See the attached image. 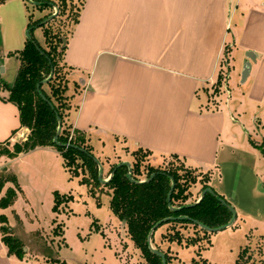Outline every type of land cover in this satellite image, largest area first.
Here are the masks:
<instances>
[{
    "label": "crops",
    "instance_id": "0c3cea01",
    "mask_svg": "<svg viewBox=\"0 0 264 264\" xmlns=\"http://www.w3.org/2000/svg\"><path fill=\"white\" fill-rule=\"evenodd\" d=\"M64 63L80 85L69 124L90 145L147 150L157 163L177 156L232 207L229 228L264 225V0H83ZM222 67L225 94L213 103L206 89ZM7 96L0 90V143L12 147L29 132ZM29 247L8 256L0 235V264H41Z\"/></svg>",
    "mask_w": 264,
    "mask_h": 264
},
{
    "label": "trees",
    "instance_id": "16d2710c",
    "mask_svg": "<svg viewBox=\"0 0 264 264\" xmlns=\"http://www.w3.org/2000/svg\"><path fill=\"white\" fill-rule=\"evenodd\" d=\"M32 1L40 3L38 6L33 5V9L40 13L46 9L52 10L50 4L56 6L54 1ZM3 2L4 0H1L0 4ZM58 2L56 18L65 15L67 11L66 1L59 0ZM82 7L83 1L76 15L70 19L71 29L65 34L53 31L56 18L39 25L52 15V11L38 20H32V15H29L27 30H30L31 40L26 39L22 50L8 54V56H15L19 61L14 83L8 86L0 81V90L8 91V96L3 101L17 107L20 127L27 129L29 133L25 140L14 143L11 149L8 148L7 142L0 143V157L6 156L13 159L37 148H50L57 151L70 178H81L80 183L85 185L92 195H95V188H100V192L103 188L109 191L110 211L125 225L130 240L140 252L145 264H163L162 259L149 249L148 236L153 229L152 248L164 256L165 264H185L178 259L172 247L194 248L195 256L189 264H209L202 257V252L209 248L212 233L200 228L196 223L208 229L221 228L230 222L232 213L220 200L227 202L208 185V174H203L201 180L198 181V175L194 174L195 170L183 165L177 156H170V158L181 161L182 164L179 166L168 168L148 166L144 173L141 169L142 164L147 157L151 156V152L138 149L133 153L134 163L130 169L126 165H120L121 161L113 164L109 171L111 178L107 183L101 184L98 181L99 166L95 161L88 135L66 125L71 110V101L77 94L74 90H78L80 85L70 79L69 74L64 71L72 72V69L65 65L64 56ZM37 29L41 30L43 44H40L35 37ZM70 81L74 85V90L73 94L68 96ZM58 128L60 132L57 136V143H54ZM256 148L264 156V141ZM8 183H11L13 188H8L2 196ZM197 183L201 184L199 197L192 200L191 188ZM172 185L173 188H171ZM207 188L211 189L214 195L206 193L195 204ZM17 191L19 188L16 178L1 172L0 209L13 206ZM69 201H71V196L54 192L52 212L58 214L61 207L67 206ZM0 225L1 242L7 249V255L19 260L24 259L25 244L14 235L3 215H0ZM52 225L53 236L62 238L63 226L55 220ZM30 238L36 244H39L38 241L41 242L40 252L44 258L58 262L54 259L53 250L44 244L45 239L40 231L32 233ZM260 240L264 241V237H260ZM253 250L250 246L242 248L234 264L254 262ZM59 264L66 263L60 261Z\"/></svg>",
    "mask_w": 264,
    "mask_h": 264
},
{
    "label": "rangeland",
    "instance_id": "374dc122",
    "mask_svg": "<svg viewBox=\"0 0 264 264\" xmlns=\"http://www.w3.org/2000/svg\"><path fill=\"white\" fill-rule=\"evenodd\" d=\"M12 1L4 0L0 5V40L1 43L4 40V49L13 53L20 51L23 48V40L26 41L29 15H32V20H38L51 11L53 15L55 10L54 8L46 9L40 13L33 9L31 0H23L24 6L20 2ZM43 1H54L58 11L59 0ZM65 1L67 11L65 15L55 17L56 22L53 25V31H59L61 34L71 29L70 19L76 15L83 0ZM35 37L40 44L44 43L41 30H35ZM18 66V59L15 56H8L7 53L4 54L1 49L0 67L5 69L4 73L0 72V81L3 84L13 85ZM64 71L72 79L71 72ZM226 75V68L222 67L218 79L208 85L206 93L210 102L215 103L220 95L225 94ZM229 86L230 88L233 86L231 82ZM73 90L74 85L70 81L67 95H71ZM79 90L80 86L78 90H74V93H78ZM228 105V108L232 109L230 107L233 102L229 101ZM66 125L70 126L69 119L66 120ZM20 138L22 139V135L19 136ZM92 144L95 148L93 155L99 164L103 180L109 178L111 166L120 160L129 161L130 167L134 163L135 151L130 152L124 147L118 150L112 143L101 145L96 141ZM8 145L11 147L10 144ZM180 164H182L181 161H175L170 157L157 163L152 156H149L141 169L146 173L145 169L148 166L168 168ZM4 169H8L16 178L19 191L13 206L0 209V215L6 217L7 225L13 229L15 235L30 246L32 255L39 254L43 261H46H41V264H59L60 261L66 264H145L140 252L130 240L125 225L110 211L109 191L103 188L100 192V188H95V195H92L89 189L80 183L81 178H70L62 167L60 156L44 151L24 153L13 159L1 156L0 171L3 172ZM194 174L198 175V181H200L203 174L197 171ZM9 188H13V185L11 184ZM200 188L199 183L191 188L192 200L199 197ZM54 192L71 196V201L67 206H62L58 214L52 212ZM53 220L63 226L62 238L53 236ZM35 231L42 233L45 239L44 244L53 250L57 263L41 255V242L38 241L39 244H36L30 240V235ZM261 235H264V225L253 226L237 222L232 228L212 233L210 246L202 252V257L209 264H234L240 250L250 246L254 249L252 255L255 259L250 264H264V241L260 240ZM157 240L159 241L158 236ZM172 250L185 264H189L195 256L194 248L172 247Z\"/></svg>",
    "mask_w": 264,
    "mask_h": 264
},
{
    "label": "water",
    "instance_id": "95a60500",
    "mask_svg": "<svg viewBox=\"0 0 264 264\" xmlns=\"http://www.w3.org/2000/svg\"><path fill=\"white\" fill-rule=\"evenodd\" d=\"M27 1H30V0H27ZM30 2H32V1H30ZM32 4H33V5H37V6L40 5V3H36V2H34V3L32 2ZM50 5L52 6V8H54L55 13H54L53 15H51L50 17H48L47 19H45L44 21H42L39 25L46 24L47 22H49L50 20H52L53 18H55V17L57 16V14H58L57 9L55 8V6H53V4H50ZM29 32H30V30H27V31H26V39L31 40V37H30V35H29ZM248 67H249V65L246 64V65H245V68H244L243 77L247 74ZM3 71H4V69H3L2 67H0V72L3 73ZM49 78H50V77H49ZM59 132H60V128H58V130H57V135H56V137H55L54 140H53L54 143H57V136H58ZM95 161L97 162L96 159H95ZM97 163H98V162H97ZM120 165H126V166L130 169V165H129L128 163H121ZM98 166H99V164H98ZM118 166H119V165H118ZM128 175L130 176V174H128ZM111 176H112V175H110L109 178H108L107 180H103V179H102V172H101V169H100V167H99L98 181H99L100 183H102V184L107 183V182L109 181V179L111 178ZM151 178H152V177H151ZM151 178H150V179H151ZM146 181H147V180H146ZM146 181H141V182H146ZM171 188H173V185H172ZM206 193H209V194L214 195V193L212 192V190L209 189V188H207V189H205V190L201 193L200 198L198 199V201H197L195 204H197V203H198V202H199V201L205 196ZM170 194H171V191H170L169 195H170ZM220 202H221V203H222V204H223V205H224V206H225V207H226V208L232 213V219L230 220V222H229L227 225H225L224 227L217 228V229H208V228L202 226L201 224L196 223V224L199 225L200 228H202V229H204L205 231H208V232H210V233H216V232L222 231V230H224V229H226V228H229V227H231V226L234 224V222H235V220H236V214H235L234 210L232 209V207H231L230 205H228L227 203H225L223 200H220ZM153 231H154V229L151 231V233H150L149 236H148V245H149V249H150L152 252H154L157 256H159V257L162 259L163 264H165V263H164V256H163L161 253L157 252L156 250H154V249L152 248V245H151V237H152V233H153ZM23 250H24V252H26V249H25V248H24Z\"/></svg>",
    "mask_w": 264,
    "mask_h": 264
}]
</instances>
